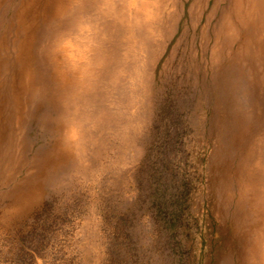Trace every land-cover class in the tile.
Wrapping results in <instances>:
<instances>
[{"label":"rangeland","instance_id":"1","mask_svg":"<svg viewBox=\"0 0 264 264\" xmlns=\"http://www.w3.org/2000/svg\"><path fill=\"white\" fill-rule=\"evenodd\" d=\"M27 1L0 264H264V0Z\"/></svg>","mask_w":264,"mask_h":264},{"label":"bare ground","instance_id":"2","mask_svg":"<svg viewBox=\"0 0 264 264\" xmlns=\"http://www.w3.org/2000/svg\"><path fill=\"white\" fill-rule=\"evenodd\" d=\"M245 1V0H244ZM247 1V0H246ZM245 1V2H246ZM258 1V0H257ZM15 0H4L2 5L0 6L3 7V10H2V13L0 14V26L3 24L4 22V19L6 17V15H8L7 13H9L10 11H12V15H10L11 17H9L8 19V24H7V28L3 30V32L0 34V121L2 119V116L3 114L5 113L4 111V108L5 106L7 105V102H12L14 104V111H16V114L18 117H21V114L23 112V106L25 104H27L28 101H26V96H27V93L29 92L30 90V86L28 83H21V84H17L16 85V88L12 86V93H9V88H10V85H8V81H11V80H8L4 77L3 75V72H4V63H5V60H4V56L6 55V53L8 52V48H9V40H10V31H12L15 27H17V23L20 25V24H23L26 19H27V13L30 11V9L32 8L33 6V2H29V1H23L20 2V4H14ZM98 2V1H97ZM254 2V0H253ZM78 3V2H77ZM80 3V2H79ZM104 3V2H103ZM102 3V4H103ZM251 3V2H250ZM260 3V2H259ZM14 4V6H13ZM44 4V3H42ZM74 4V3H73ZM84 4V3H83ZM248 4V3H247ZM40 5V4H39ZM237 5V4H236ZM41 6V5H40ZM244 7V6H243ZM249 7V6H248ZM256 7V6H255ZM259 7V6H258ZM90 8V7H89ZM92 8V7H91ZM103 8V7H102ZM72 9V8H71ZM87 9V8H86ZM85 9V11H87ZM237 9V8H235ZM245 9V8H244ZM243 9V10H244ZM61 10V9H60ZM106 11V10H105ZM1 12V11H0ZM72 12V11H71ZM226 12V11H225ZM248 12V10L246 11ZM255 12V10H254ZM67 13V12H66ZM259 13V12H258ZM40 14V13H39ZM63 14V13H62ZM79 14V13H78ZM83 14V13H82ZM81 14V15H82ZM247 14V13H246ZM263 14V13H262ZM51 15V14H50ZM71 15V14H70ZM48 16V15H47ZM69 16V15H67ZM238 16V15H237ZM51 18V17H49ZM63 19V18H62ZM71 19V18H70ZM84 19V18H83ZM263 19V17H262ZM244 20V19H243ZM7 21V20H6ZM40 22V21H39ZM59 22V21H58ZM61 22V21H60ZM245 22V21H244ZM240 23V22H239ZM242 23V22H241ZM54 24V23H53ZM257 24V23H256ZM53 26V25H52ZM51 26V27H52ZM55 26V25H54ZM244 26V25H243ZM66 27V26H65ZM3 28V25L2 27ZM64 28V27H63ZM73 29V28H72ZM82 29V28H81ZM13 32V31H12ZM52 33V32H50ZM53 35V34H52ZM51 35V36H52ZM61 35V34H60ZM49 37V36H48ZM20 38V37H19ZM11 41V40H10ZM45 41V40H44ZM40 42V41H39ZM43 42V41H42ZM66 42V41H65ZM68 42V41H67ZM47 43V42H46ZM16 45H17V42H16ZM73 45V44H72ZM12 46V45H11ZM51 46V45H50ZM53 46V44H52ZM57 46V45H56ZM65 46V45H64ZM76 46V45H75ZM77 47V46H76ZM11 49V48H10ZM51 49V48H50ZM12 50V49H11ZM49 51V50H48ZM11 52V51H10ZM50 52V51H49ZM242 52V51H241ZM244 52V51H243ZM14 54V53H13ZM51 54V52H50ZM47 56V54H46ZM238 56V55H237ZM48 57V56H47ZM93 57V56H92ZM34 60V59H33ZM62 60V59H61ZM12 61V60H10ZM35 61V60H34ZM63 62V61H62ZM14 63V62H13ZM43 63H41L42 65ZM67 64V63H66ZM70 64V62H69ZM65 65V64H64ZM76 65V64H75ZM34 66V65H33ZM68 66V65H67ZM72 66V65H71ZM62 67V66H61ZM64 67V66H63ZM76 66H74L75 68ZM19 68V67H18ZM73 68V69H74ZM17 69V67H16ZM63 69V68H61ZM66 69V68H65ZM14 70V69H13ZM12 70V72H13ZM70 70V69H69ZM82 70V69H81ZM42 71H43V67H42ZM62 71V70H59V72ZM64 71V69H63ZM72 71V70H71ZM77 71V70H76ZM52 72V71H51ZM44 73V72H43ZM42 73V74H43ZM58 73V71H57ZM46 74V71L45 73ZM60 74V73H59ZM6 75V74H5ZM71 76V75H70ZM61 77V76H60ZM10 78V77H9ZM42 78V77H41ZM45 79V78H44ZM68 80V79H67ZM41 82V81H40ZM42 82H43V79H42ZM66 82V81H65ZM11 84V83H10ZM42 85V84H41ZM40 85V86H41ZM52 88V87H51ZM70 89V88H69ZM63 92V91H62ZM65 96V95H64ZM71 96V95H70ZM35 97V96H34ZM75 98V97H74ZM35 99V98H34ZM69 99V97H68ZM50 100V99H49ZM72 100V99H71ZM34 101V100H33ZM49 103V102H48ZM64 103V102H63ZM66 103V102H65ZM72 103V102H71ZM74 103V102H73ZM69 104V103H68ZM5 105V106H4ZM68 107V106H67ZM72 107V106H71ZM11 108V107H10ZM32 108V107H31ZM9 109V108H8ZM46 110V109H45ZM61 110V109H60ZM11 111V110H10ZM13 111V112H14ZM63 111V110H62ZM7 113V112H6ZM10 115V114H9ZM14 115V114H13ZM46 115V114H45ZM9 117V116H8ZM13 117V116H12ZM32 117V115H31ZM14 118V117H13ZM12 118V119H13ZM44 118V117H43ZM46 121V120H45ZM15 123V122H14ZM23 125V124H22ZM26 125V124H25ZM12 127V125H11ZM10 127V128H11ZM24 127V126H23ZM41 127V126H40ZM9 128V129H10ZM55 128V127H54ZM24 129V128H23ZM22 129V130H23ZM17 130V129H16ZM16 132V131H15ZM57 132V131H56ZM53 133V132H52ZM54 134V133H53ZM14 135V133H13ZM57 135V134H56ZM59 136V135H58ZM11 136H9L10 138ZM55 137V136H53ZM18 139V138H17ZM62 141V140H61ZM5 143V141H4ZM17 144V143H16ZM22 144V143H21ZM24 145V144H23ZM18 146V145H17ZM3 148V147H2ZM15 148V147H14ZM1 150V148H0ZM2 151V150H1ZM9 151V150H8ZM17 151V150H16ZM51 151V150H50ZM21 154V153H20ZM10 155V154H9ZM14 155V154H13ZM22 155V154H21ZM19 156V155H18ZM7 160V159H6ZM5 160V161H6ZM18 162V161H17ZM25 162V161H24ZM257 162V161H256ZM28 163V162H27ZM34 163V162H33ZM244 164V163H243ZM38 165V164H37ZM33 166V165H32ZM36 166V165H35ZM36 169V168H35ZM1 170V169H0ZM18 172V171H17ZM32 176V175H31ZM35 177V176H34ZM33 177V178H34ZM26 178V177H25ZM24 178V179H25ZM12 180V179H11ZM10 180V181H11ZM15 180V179H14ZM29 181V180H28ZM15 182V181H14ZM13 182V183H14ZM7 183V182H6ZM19 183V182H18ZM17 196V194H16ZM246 233V232H245Z\"/></svg>","mask_w":264,"mask_h":264}]
</instances>
